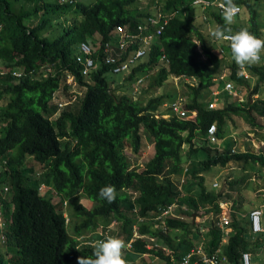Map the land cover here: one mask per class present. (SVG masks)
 <instances>
[{
    "label": "trees",
    "instance_id": "1",
    "mask_svg": "<svg viewBox=\"0 0 264 264\" xmlns=\"http://www.w3.org/2000/svg\"><path fill=\"white\" fill-rule=\"evenodd\" d=\"M138 1L95 0L85 4L76 0H0V183L10 186V196H0L4 222L1 232L5 235L4 240L0 238V264H78L77 257L91 256L93 247L78 245L77 236L105 231L112 221L116 224L114 230L109 229V236L120 238L125 245L132 238L133 225L139 235L161 239L166 245L167 250L148 247L144 238L137 237L123 249L126 264H147L145 255L156 258V264H173L199 244L208 254L220 248L230 264H240L243 252L250 253L251 264L258 260L264 232L251 234L249 219L242 220L234 212H229L227 241L220 244L222 229L215 222L221 211L218 202L226 200V196L222 190L213 193L205 188L203 172L231 159L264 165L263 153L236 152L231 145L217 147L205 140L211 124L216 126L219 141L225 123L233 115L249 125L263 115L262 96L241 105L223 92L225 102L216 108L208 107L206 96L222 87V81L213 79L223 69L228 70L226 80L233 81L237 89L262 95L264 63L245 67L254 77L249 90L251 80L238 74L241 68L234 62L229 44L219 41L230 57L225 64V53L221 54L216 44L210 43L209 35L195 24L194 11L182 13L187 7L200 9L192 6L193 0H159L165 12L177 14L169 19L147 57L128 78L134 79L139 71L152 70L158 64V69L147 77L148 87L161 86L169 77L179 76L193 77L197 83L184 82L186 118H155L153 112L160 110L162 103L181 94L165 92L145 102L133 100L125 92L116 95L110 87L113 80L106 76L107 65L99 62L84 78L75 62L80 42L90 44L93 59H101L100 44L110 38L115 25L135 30L143 17L151 14L140 10ZM234 3L247 9V26L238 22L240 14L226 25L223 15L209 7L211 20L226 33L247 29L263 39L254 4L250 0ZM66 14L74 19L63 25L60 18ZM194 39L199 41L200 51ZM162 55L167 61H160ZM50 64H55V73L43 76V68ZM64 69L85 86V91L70 104H75L73 108L50 119L56 110L55 105H49L51 95L59 86H66ZM15 71L21 73L19 78L12 74ZM147 143L152 144L153 155L144 169L127 170L124 146L138 152ZM184 144H188L186 155L191 164L181 183L183 193L171 174L181 171ZM168 161L171 163L167 170ZM41 185L53 190L55 201L47 189H40ZM106 185L116 189L114 203L99 197V190ZM194 186L199 187L196 193L185 194ZM128 190L137 191V195L132 199ZM80 193L92 202L90 207L76 201ZM65 201L68 208L72 207L67 212V222ZM171 204L177 205L175 211L182 218L155 219ZM208 213L215 217L205 224L192 218L193 214Z\"/></svg>",
    "mask_w": 264,
    "mask_h": 264
},
{
    "label": "built area",
    "instance_id": "2",
    "mask_svg": "<svg viewBox=\"0 0 264 264\" xmlns=\"http://www.w3.org/2000/svg\"><path fill=\"white\" fill-rule=\"evenodd\" d=\"M75 0H59L61 3H73ZM146 0H142L141 2L144 4ZM147 2V1H146ZM159 0H151L150 4H146L147 6H151V11L149 7H147L151 14L143 17V20L140 21L135 30H129L127 27L123 25H115V27L110 31V38L105 41L103 44H100V53L101 59H93V49L90 44L86 41L80 42L79 45V54L75 57V62L81 67V74L87 78L90 75V72L98 67L99 62L107 65L109 67V72L112 74H121V78H127L130 73H132L133 68H135L139 63L144 61L150 52L151 45L157 41L158 36L161 34L164 26L168 23L169 19L177 14V11L165 12L162 8L161 4L158 3ZM224 4V0H204L203 3L196 5V0L192 1V6H198L200 8V21L202 23V28L199 27V30L203 33L210 34L211 30L217 27V23L211 20L210 13L207 12V8H211L215 12L223 15V9L221 5ZM236 15H239L241 12V7L238 4ZM230 34V33H229ZM213 42L216 43V47L221 54L225 53L224 47H222L219 41L215 40L211 36ZM194 42L197 44L199 41L194 39ZM227 42V41H223ZM228 43V42H227ZM197 49L200 51V43L197 44ZM166 59L164 55L160 58ZM159 65L155 64L152 70H141L136 73L134 79H132L131 85V94L133 95V100H137L139 95L142 94V89L146 84L147 77L152 74L154 71L158 69ZM44 69L43 76H48L53 72L50 66H47ZM225 71V69H224ZM16 78H19L21 73L19 71H15L12 73ZM53 74V73H52ZM238 74L242 75L245 79L252 80V76L248 73V71L243 68L238 71ZM252 77V78H251ZM174 80L183 78L185 82L190 85H196L193 82L189 81L187 76H179L172 77ZM195 79V78H194ZM215 82L222 81L223 85L220 89H216L210 93L211 98L207 100L209 108H216L217 106L223 104L225 99L222 95V92H225L229 98L235 100L239 104H243L245 101L250 100L253 102L257 100L261 96L258 92L250 93L249 91L239 90L235 87V84L231 80H226V73H221L218 77L213 79ZM64 82L66 86H61L57 91L52 93L51 95V103H54L56 110L54 114L50 117L56 118L58 117L60 111L64 110V108L72 103H75L83 96L85 86H82L78 83V81L74 78L72 74L67 73L64 78ZM121 83V82H120ZM252 88V84H250L249 90ZM135 96V97H134ZM137 96V97H136ZM131 97V96H130ZM139 99V98H138ZM186 102V97L183 95H177L172 100H166L162 103L160 110H155L153 112V116L155 118H164L168 119L170 117L177 118H186L188 111L184 108V104ZM53 105V104H52ZM192 115H195L192 112ZM264 116V112L263 115ZM216 126L215 124H211L207 128V133L205 135V140L208 145H217L218 139L216 137ZM149 144H146L144 149L139 150L138 152H134L128 145L124 146L123 154L127 163V170H135L140 171L144 169L145 163L150 159L146 157ZM232 151H235L234 147ZM186 171V168H184ZM183 179L181 180L182 183ZM180 183V185H181ZM213 186L216 187L217 183H213ZM44 188L43 185L40 186V189ZM180 188V187H179ZM10 191V186L8 183H0V196L1 198H6L8 192ZM129 193H132V199L137 195V191L128 190ZM2 203L0 202V207ZM218 206L221 209L220 213L216 215V226L222 229V237L220 240V244L222 245L227 241V237L230 233V228H228V224L230 221V202L219 201ZM177 208L176 204H171L164 209L161 214L155 219L163 218L165 216L179 217L182 218L177 212H175ZM182 208H185L182 206ZM134 210H136L134 208ZM2 212L0 211V238L4 240V232L3 229L4 222L1 216ZM263 214V210L260 207H254L248 212L249 219V232L251 234L262 233L264 232V228L261 225V217ZM66 217V222L68 218ZM194 218L202 221L200 214H194ZM214 214L209 213V218H214ZM142 220V218H139ZM201 219V220H200ZM116 222L112 221L111 226L115 225ZM97 230L96 232H88L85 234H81L77 236L79 239V244L85 245H93L97 241H100L102 238H109V229ZM133 233L130 241L125 245V247L131 246V241L137 237L144 238L147 242L148 247L152 246H160L156 239L150 238L147 236H141L137 232L136 225L132 227ZM200 231H203L202 226L200 227ZM98 234L101 237H95ZM202 239V236L199 235L197 238ZM200 239V240H201ZM173 264H230L229 260L225 255L222 254L221 249L217 248L212 253L208 254L202 249V245L199 244L197 248L190 250L187 254H185L179 262H175ZM240 264H251L250 263V253L243 252L241 255V263Z\"/></svg>",
    "mask_w": 264,
    "mask_h": 264
},
{
    "label": "crops",
    "instance_id": "3",
    "mask_svg": "<svg viewBox=\"0 0 264 264\" xmlns=\"http://www.w3.org/2000/svg\"><path fill=\"white\" fill-rule=\"evenodd\" d=\"M253 80L254 77L252 78L251 80L252 82H250V84L254 83ZM259 95L264 97V93L262 95L259 93ZM228 125H229L228 127L229 129H226L228 132L226 131L224 132L222 139L218 141L217 147H222L223 145H231L232 148L234 147L236 152H243L249 150L250 152L256 154L257 153L264 154V152L261 150V148L264 147V116L259 117L255 124L249 125L241 117L233 115L232 119L229 120ZM187 148H188V144H187ZM182 149H183V153L186 154L185 144L182 146ZM170 163H171L170 161L167 162L166 164L167 166L165 169L168 170V168L170 167ZM187 163L188 165L186 166ZM190 164H191V159L187 158L185 163H180L181 171L178 173L171 174L172 181L178 187H181L180 185L181 180L184 178V174L186 173V171H184V168L187 169V167L190 166ZM252 164H254V166L248 167V163L243 160L231 159L225 165L223 166L221 165L222 172H224V176H225L224 185L221 188V190L226 196V200H222V201L230 202L231 203L230 212H234L236 216L239 217L240 215H243L244 212H242L241 210L244 209L243 206L247 202L249 203V205L252 206L250 209L254 207H260L263 210L264 207V165H260L258 163H252ZM233 172H237V173H233ZM216 187H219V184H217ZM181 190L183 191V185ZM198 190L199 187L194 186L192 188V191L191 190L185 191V194L196 193ZM248 192H251L252 197L256 199L255 202L247 199L248 197L246 196H248ZM80 194H79V200L81 203L89 201L92 205V202L89 199L88 200L85 199L84 201V199L80 196ZM194 216L195 215L193 214L192 216L193 220H195ZM201 219H202L201 222H205V220L207 221L209 219V213L201 216ZM260 238H263V235H261Z\"/></svg>",
    "mask_w": 264,
    "mask_h": 264
},
{
    "label": "rangeland",
    "instance_id": "4",
    "mask_svg": "<svg viewBox=\"0 0 264 264\" xmlns=\"http://www.w3.org/2000/svg\"><path fill=\"white\" fill-rule=\"evenodd\" d=\"M76 1H78V2H82V3H85V4H90V3H93L95 0H76ZM142 0H139L138 1V4L140 5V6H142L141 7V9L140 10H142V11H148L149 9H150V11H151V6H147L146 4H150L151 3V0H146V1H144L145 3L143 4L142 2H141ZM253 4H254V7L257 9V13H258V20H259V28H260V30H261V36H262V38L264 39V0H250ZM147 7H149V9L147 8ZM192 11H194V15L196 16V18H195V24L198 26V27H200V28H202V23H201V21H200V15H199V13H200V9H198V8H195L194 7V9L192 8V7H187V8H184L183 10H182V13H184V14H188V13H190V12H192ZM71 11H70V9L68 10V14L70 13ZM67 15V14H66ZM248 17H249V13H248V11H247V9L245 8V7H242L241 6V12H240V15H239V19H238V22H240L241 24H243V25H245V26H247L248 25V22H247V20H248ZM76 18V17H75ZM74 19V17H71L70 15H67V16H63V17H61L60 18V22H61V24H63V25H67V24H71V22H72V20ZM61 27V25H59V28ZM60 30V29H59ZM49 36L51 35V34H48ZM209 35V37H210V43H212L213 42V40H212V38H211V35L210 34H208ZM214 44H216L215 42H213ZM225 50V49H224ZM229 61H230V57L225 53V60H224V62H225V64H227V63H229ZM260 62L261 63H264V52H261V60H260ZM223 72H225L226 74L228 73V70L227 69H225V71H224V69L222 70V73ZM106 76H107V79L108 80H113V82H111L110 83V87H111V90H112V92L114 93V94H116V95H120V94H123L124 92L126 93V94H128L129 96H131V98H132V94H131V85H132V79H130V78H121V74H112V73H110V72H108L107 74H106ZM147 80L148 79H146V84H145V87L142 89V91L144 90L145 91V93L144 92H142V94L141 95H139L138 96V98L139 99H141V100H143V102H145L149 97H151V96H155V95H158V94H162V93H165V92H168V93H173V92H177V93H179V94H181V95H183L182 94V91L185 89V84H184V82H185V79H183V78H179V79H176V80H174L173 78H168V79H166L165 81H164V83L161 85V86H158V87H155V86H152V87H148V85H147ZM189 81H191V82H193L194 84H196L197 83V81L194 79V78H189ZM254 81V80H253ZM121 82V83H120ZM252 82V81H251ZM146 86H147V88H146ZM61 86H59V88H60ZM58 88V89H59ZM58 89H56L55 91H57ZM60 90V89H59ZM58 90V91H59ZM54 91V92H55ZM261 91L264 93V85L262 86V89H261ZM53 92V93H54ZM220 95H222V96H224L223 95V92L220 94ZM183 96H185V95H183ZM135 97V96H134ZM137 97V96H136ZM186 97V96H185ZM138 98H136V99H138ZM211 98V95L209 94L208 95V97L206 96V100H208V99H210ZM132 99H134V98H132ZM52 102V101H51ZM50 102V104H53L54 105V103H51ZM49 104V105H50ZM75 104H73V105H68V106H66L65 108H64V110L65 109H69V108H73V106H74ZM41 111V110H40ZM42 112V111H41ZM229 120L225 123V125H224V132L226 131V132H228L226 129H229L228 127H229ZM2 134V130L0 131V135ZM147 144H149V143H147ZM150 146H149V148H148V152H147V155H146V157H148V158H151L152 157V155H153V146H152V144H149ZM146 146H144V148H145ZM143 148V149H144ZM186 148H187V144H185V151H186ZM184 149V148H183ZM183 149H182V153H181V161H180V163H185L186 162V159L188 158L187 157V155L186 154H184L183 153ZM261 150L264 152V147H262L261 148ZM201 155H202V152H201ZM198 160V159H197ZM196 160V161H197ZM188 165V163L186 164V166ZM252 166H254V164H252V163H248V167H252ZM35 168H37V166L35 167ZM233 173H237V172H233ZM38 176V175H37ZM203 177H204V186H205V188L208 190V191H210V192H213V193H216V192H218L219 190H221V188L223 187V185H224V172H222V166L221 165H215V166H211L207 171H205V172H203ZM213 182H215V183H217V184H219V187H214V186H212V183ZM45 190L47 189V188H44ZM47 191H49V192H47ZM47 193H48V196L49 197H51V200L52 201H55L56 200V198H57V196H56V194H54V192H53V190H51V189H47ZM51 194V195H50ZM80 196L84 199V201H85V199H87L88 200V198L83 194V193H81L80 194ZM246 196V195H245ZM246 197H248L247 199H249V200H252L253 202H255L256 201V199L255 198H253L252 197V195H251V192H248V196H246ZM76 199V201L77 200H79V198H78V196L75 198ZM79 202H80V200H79ZM246 203V202H245ZM244 203V204H245ZM82 205H84V206H87V207H89L90 205H91V203L89 202V201H86V202H84V203H81ZM242 207V206H241ZM244 209L243 210H241L242 212H244L243 213V215H240V218L242 219V220H246L247 218H248V212L251 210L250 208L252 207L251 205H249V203L247 202L244 206ZM242 207V208H243ZM72 209V207L71 208H68V205H66V206H64V212L66 213V215L68 214L67 212L69 211V210H71ZM248 209H250V210H248ZM176 212V211H175ZM247 214V215H246ZM206 215V214H205ZM201 220V219H200ZM195 221L196 222H201V221H199L198 219H196L195 218ZM69 223H70V221H69ZM69 223H68V226H69ZM202 224H205L206 223V220H205V222H201ZM261 225L262 226H264V207H263V214H262V217H261ZM114 228H115V225H113V226H111V228L110 229H112V230H114ZM112 230H111V232H112ZM259 235L260 234H263V233H258ZM263 238H264V236H263ZM199 239H201V237L199 238ZM156 242L161 246V247H163L164 249H166V245L162 242V240L161 239H158V238H156ZM264 242V241H263ZM167 250V249H166ZM123 255H124V253H123ZM143 259L147 262V264H156L157 263V259L156 258H154L153 256H150V255H145V256H143ZM257 261L256 262H253L252 261V264H264V243H263V246L260 248V251L258 252V254H257Z\"/></svg>",
    "mask_w": 264,
    "mask_h": 264
},
{
    "label": "clouds",
    "instance_id": "5",
    "mask_svg": "<svg viewBox=\"0 0 264 264\" xmlns=\"http://www.w3.org/2000/svg\"><path fill=\"white\" fill-rule=\"evenodd\" d=\"M203 2L204 0H196V5H199ZM221 7L223 9L222 14L225 24L230 25L233 23L238 10L234 0H224V4H222ZM229 33H226L224 28L217 26L215 29L211 30L210 35L217 41L228 42L231 50V56L236 65H238L241 69L245 68L246 66L258 64L260 62L261 52H264V39L258 38L257 36L250 33L247 29H240L234 33ZM47 66H50L52 70L53 67L56 68L55 64H50ZM64 70L66 74L69 73L67 72V69ZM50 102L51 101H49V104ZM116 196V189L113 185H106L99 190V197L103 200H106L108 203H114ZM64 206H66V201L64 202ZM92 247L93 253L91 256L77 257L78 264H126V260L123 257L125 242L120 238L109 237L105 240L97 241L92 245Z\"/></svg>",
    "mask_w": 264,
    "mask_h": 264
}]
</instances>
